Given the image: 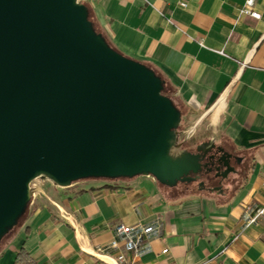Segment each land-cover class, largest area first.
Segmentation results:
<instances>
[{"label": "crops", "instance_id": "obj_1", "mask_svg": "<svg viewBox=\"0 0 264 264\" xmlns=\"http://www.w3.org/2000/svg\"><path fill=\"white\" fill-rule=\"evenodd\" d=\"M80 1L123 54L156 69L199 114L186 136L201 124L246 171L217 193L182 194L152 175L54 184L33 194L0 264H15L21 247L40 264H122L108 247L115 225L159 220L162 234L135 264H264V216L245 226L264 205V0L258 18L243 12L246 0Z\"/></svg>", "mask_w": 264, "mask_h": 264}, {"label": "water", "instance_id": "obj_2", "mask_svg": "<svg viewBox=\"0 0 264 264\" xmlns=\"http://www.w3.org/2000/svg\"><path fill=\"white\" fill-rule=\"evenodd\" d=\"M182 119L156 69L109 45L82 1L0 0V240L40 176L195 179L202 156L178 141Z\"/></svg>", "mask_w": 264, "mask_h": 264}, {"label": "built area", "instance_id": "obj_3", "mask_svg": "<svg viewBox=\"0 0 264 264\" xmlns=\"http://www.w3.org/2000/svg\"><path fill=\"white\" fill-rule=\"evenodd\" d=\"M254 4L255 0H246L243 12L248 13L253 18H258L260 17V12L256 9L254 10ZM181 5H186V2H182ZM187 137H189V133ZM262 216H264V205L258 208L254 214L249 215L245 226L256 224ZM115 231L116 238L108 247L119 250L118 259L122 264H135L136 258L140 257L150 247L151 238L159 237L162 234V223L159 220L149 224H117L115 225ZM120 242L123 243L120 244ZM128 252H132L130 260L127 258ZM164 252H168V249H165Z\"/></svg>", "mask_w": 264, "mask_h": 264}, {"label": "flooded vegetation", "instance_id": "obj_4", "mask_svg": "<svg viewBox=\"0 0 264 264\" xmlns=\"http://www.w3.org/2000/svg\"><path fill=\"white\" fill-rule=\"evenodd\" d=\"M199 145L200 144L196 145V147L190 146L188 147V149H190L194 153H200V156H202L201 163L203 167L201 171L205 170L207 178H205L206 176L203 178V175H200L201 172H191L190 174L192 176H195V179L187 182H181L182 184H185V186H190L191 183L196 182L199 192L205 191L210 193H217L225 189L224 183L231 180L234 175L243 176L245 174L246 169L244 166V159L242 155H240L234 148H231L229 151L222 147L220 144L216 143L211 147H207V151L203 150L199 152L197 150ZM221 147L224 148V150L228 154L232 155L229 159V162L235 170L231 171L228 177L223 176V172L225 171L226 167L224 165L225 161L222 158V152L219 150ZM217 167H219V169H217ZM212 174L214 175V178H210V175Z\"/></svg>", "mask_w": 264, "mask_h": 264}, {"label": "rangeland", "instance_id": "obj_5", "mask_svg": "<svg viewBox=\"0 0 264 264\" xmlns=\"http://www.w3.org/2000/svg\"><path fill=\"white\" fill-rule=\"evenodd\" d=\"M170 95L171 97L174 99V102L176 104V106L180 109V111L183 113V119L182 122L180 124V128H179V135H178V141H186L187 137L186 133H183V129L185 128L184 125H188L191 124V126H189L190 128H193L192 126H194L192 124V122L190 121H196V119H199L198 117L199 114H197L196 116H189L188 112L186 111V109H184V107L181 105L180 101L178 100V98H176L174 92L170 91ZM195 119V120H193ZM189 121V122H188ZM204 126L198 125L199 131H196V133H194V135H192L195 139V144H192L191 147H196L197 143H200L199 146L203 145V147L205 149H207V147H211L213 144L219 143L220 137L216 136L215 140H211L209 137V134H207V132H205V129L203 128ZM196 127L194 126V129ZM191 137V136H190ZM208 143V145H205L204 143ZM183 150H185L183 148ZM203 175V178L206 176L205 174V170L201 171L200 175ZM209 177V176H208ZM207 178V176L205 177ZM210 178H214V175H210ZM233 180V179H232ZM231 182V180H229ZM54 183L48 179L47 177L44 176H40L39 178L35 179L32 184V190H34V193H37L38 191H46L47 193L51 191L50 187L53 186ZM177 186H179V190L182 194H187L188 192H198V185L196 184V182L191 183L190 186H185V184H182L181 182H178ZM24 217V215H23ZM23 217L21 218V220H23ZM2 244H0V248H1Z\"/></svg>", "mask_w": 264, "mask_h": 264}, {"label": "trees", "instance_id": "obj_6", "mask_svg": "<svg viewBox=\"0 0 264 264\" xmlns=\"http://www.w3.org/2000/svg\"><path fill=\"white\" fill-rule=\"evenodd\" d=\"M88 12H89V18L90 20L92 21V24H93V27L96 28V30L100 33L103 34V36L105 37L106 41H108L109 45H111L114 49H116L118 52H120L122 55H126V54H123L119 49L118 47L113 43V41H111L109 39V37L107 36V34L103 31V29L101 27H99L98 23L96 22L95 18H94V13L92 12L91 9L88 8ZM128 56V55H127ZM159 74V73H158ZM160 75V74H159ZM161 78H162V84H163V93L168 96L169 98H172L171 95H170V91L174 92V90L172 89V87L169 85V83L167 82V80L162 76L160 75ZM173 99V98H172ZM174 101V99H173ZM176 105V104H175ZM184 129L182 130L183 133L186 132V130L189 128V124L187 125H184ZM185 144H184V149H188V147H190L192 144H195V139L193 136L189 137L186 139V141H184ZM200 144V143H197V145ZM190 150V149H189ZM162 186H165L166 188L168 189H172V188H175L177 187L176 186H173V187H169V186H166L164 184L161 183ZM28 205V204H27ZM25 215V213L23 214ZM20 216V218L18 219V223L13 226L12 228H10L6 234H4V236L2 237V239L0 240V244H2L1 246V250H0V256L3 254L4 252V247L9 243L10 239L13 237V231L14 229L20 225L21 223V218L23 217ZM15 264H40L38 263L31 255V253L29 252V250L25 249L24 247H21L20 250H18L17 252V257H16V261H15Z\"/></svg>", "mask_w": 264, "mask_h": 264}]
</instances>
